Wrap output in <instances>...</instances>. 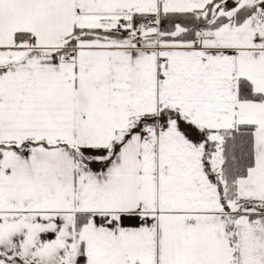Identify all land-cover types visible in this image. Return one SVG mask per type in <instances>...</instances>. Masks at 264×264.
Instances as JSON below:
<instances>
[{"label": "snow or ice", "instance_id": "6c2138e0", "mask_svg": "<svg viewBox=\"0 0 264 264\" xmlns=\"http://www.w3.org/2000/svg\"><path fill=\"white\" fill-rule=\"evenodd\" d=\"M0 264H264V0H0Z\"/></svg>", "mask_w": 264, "mask_h": 264}]
</instances>
